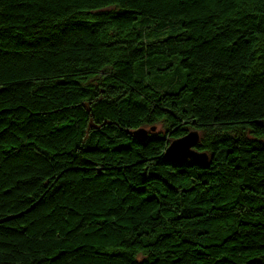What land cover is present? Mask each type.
<instances>
[{"label": "trees", "instance_id": "obj_1", "mask_svg": "<svg viewBox=\"0 0 264 264\" xmlns=\"http://www.w3.org/2000/svg\"><path fill=\"white\" fill-rule=\"evenodd\" d=\"M0 264H264V0H0Z\"/></svg>", "mask_w": 264, "mask_h": 264}, {"label": "water", "instance_id": "obj_2", "mask_svg": "<svg viewBox=\"0 0 264 264\" xmlns=\"http://www.w3.org/2000/svg\"><path fill=\"white\" fill-rule=\"evenodd\" d=\"M155 126H139L131 130L132 135L142 141L147 138L149 130H154ZM198 139V132L195 129L187 131L185 134L170 140L165 148V158L172 162H180L187 158L197 161L206 162L207 154L203 151H197L193 144Z\"/></svg>", "mask_w": 264, "mask_h": 264}, {"label": "rangeland", "instance_id": "obj_3", "mask_svg": "<svg viewBox=\"0 0 264 264\" xmlns=\"http://www.w3.org/2000/svg\"><path fill=\"white\" fill-rule=\"evenodd\" d=\"M148 22H151V37L157 36V35H166V34H171L175 33L179 30V27L176 23L168 24L167 26L160 28V29H155V27H158L157 25L152 24L153 20H148ZM149 129V127H147ZM156 130V129H155ZM155 130H149V134Z\"/></svg>", "mask_w": 264, "mask_h": 264}]
</instances>
